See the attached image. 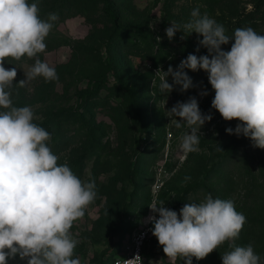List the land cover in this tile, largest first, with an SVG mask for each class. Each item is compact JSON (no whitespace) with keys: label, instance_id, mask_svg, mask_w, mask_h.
I'll use <instances>...</instances> for the list:
<instances>
[{"label":"rangeland","instance_id":"rangeland-1","mask_svg":"<svg viewBox=\"0 0 264 264\" xmlns=\"http://www.w3.org/2000/svg\"><path fill=\"white\" fill-rule=\"evenodd\" d=\"M72 1L39 3L42 18L52 12L59 16L40 54L56 67L58 79L14 84L12 98L15 106L33 107L36 122L52 134L49 143L59 162L68 163L82 180L96 182L95 201L72 228L80 241L75 256L81 264H110L129 237L148 224L154 198L179 212L211 193L235 201L247 217L235 243H251L264 258V149L226 132L238 120L227 121L212 108L215 92L204 70L186 69L195 85L187 91L177 86L161 94L153 87V79L159 84L158 69L178 66L189 53L207 54L203 46L196 52L203 38L198 33L181 39L177 31L169 40L165 30L171 21L187 22L199 7L229 35L239 27L264 33V0H113L117 20L106 16L102 2L80 12ZM222 47L230 50L231 43ZM34 60L9 58L5 67L17 68L18 83ZM204 89L209 94L201 96ZM192 96L212 119L200 130V151L184 153L180 145L189 129L177 128L178 118H170L168 110ZM149 249L158 253L159 264H184L168 258L157 237ZM229 250L226 242L204 259L193 257V264H222V253ZM9 264L27 261L17 256Z\"/></svg>","mask_w":264,"mask_h":264},{"label":"clouds","instance_id":"clouds-1","mask_svg":"<svg viewBox=\"0 0 264 264\" xmlns=\"http://www.w3.org/2000/svg\"><path fill=\"white\" fill-rule=\"evenodd\" d=\"M39 3L0 0V264H9L17 256L27 264H81L75 256L80 241L72 228L95 201L96 182L82 180L68 163H60L50 147L52 134L36 122L39 117L33 107L15 106L12 98L14 84L25 87L40 77L46 82L58 79L56 67L40 54L46 51L47 37L59 16L52 12L42 18ZM165 31L169 40L177 31L183 33L181 39L185 33L200 34L196 52L203 46L207 54L189 53L178 66L158 69L159 84L153 79V87L161 94L177 86L184 92L195 86L186 69L204 70L215 92L212 108L227 121L238 120L226 132L250 138L254 147L264 149V33L239 27L229 35L222 23L201 14L199 7L187 22L171 21ZM229 43L230 50H225L222 46ZM25 56L35 58L34 64L25 72L26 79L17 83V68H6L5 60ZM208 94L207 89L200 92ZM168 116L178 118L177 128L189 129L181 150L199 152L200 130L212 114L204 113L192 96L178 101ZM149 207L151 231L172 260L193 264V257L204 259L227 242L230 250L222 253V264H264L251 243H235L247 217L231 198L207 193L199 202L184 204L179 212L154 198Z\"/></svg>","mask_w":264,"mask_h":264},{"label":"built area","instance_id":"built-area-1","mask_svg":"<svg viewBox=\"0 0 264 264\" xmlns=\"http://www.w3.org/2000/svg\"><path fill=\"white\" fill-rule=\"evenodd\" d=\"M152 227L153 224L149 221L136 230L124 243L122 252L112 257L111 264H159L158 253L150 254L149 249L152 240L156 237L151 231Z\"/></svg>","mask_w":264,"mask_h":264},{"label":"trees","instance_id":"trees-1","mask_svg":"<svg viewBox=\"0 0 264 264\" xmlns=\"http://www.w3.org/2000/svg\"><path fill=\"white\" fill-rule=\"evenodd\" d=\"M63 2V1H62ZM71 2V1H70ZM69 2V4H70ZM73 3L75 2V4L77 5V9H80V12L84 11H92L96 5H98L99 2H102L104 4V12L106 13V16H108L109 18H111L112 20H117L118 19V14L116 12V10L114 9V3L113 0H75L72 1ZM59 3V2H57ZM93 5V6H92ZM59 6H61V3H59ZM136 143L139 144L140 146V138H136ZM139 146H137V150L140 148ZM110 264H111V260H110Z\"/></svg>","mask_w":264,"mask_h":264}]
</instances>
